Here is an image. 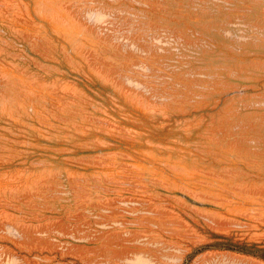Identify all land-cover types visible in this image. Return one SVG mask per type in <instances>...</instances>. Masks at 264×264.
<instances>
[{
	"label": "rangeland",
	"instance_id": "rangeland-1",
	"mask_svg": "<svg viewBox=\"0 0 264 264\" xmlns=\"http://www.w3.org/2000/svg\"><path fill=\"white\" fill-rule=\"evenodd\" d=\"M0 264H264V0H0Z\"/></svg>",
	"mask_w": 264,
	"mask_h": 264
}]
</instances>
